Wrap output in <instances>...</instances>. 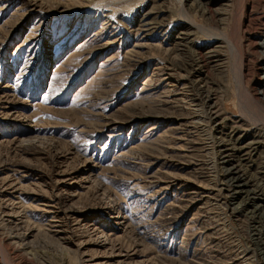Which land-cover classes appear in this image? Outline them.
I'll return each mask as SVG.
<instances>
[{"label": "rangeland", "instance_id": "374dc122", "mask_svg": "<svg viewBox=\"0 0 264 264\" xmlns=\"http://www.w3.org/2000/svg\"><path fill=\"white\" fill-rule=\"evenodd\" d=\"M182 5L0 0V264H264V0Z\"/></svg>", "mask_w": 264, "mask_h": 264}, {"label": "bare ground", "instance_id": "6f19581e", "mask_svg": "<svg viewBox=\"0 0 264 264\" xmlns=\"http://www.w3.org/2000/svg\"><path fill=\"white\" fill-rule=\"evenodd\" d=\"M180 2H181V6H183L182 5V0H180ZM183 8V7H182ZM187 18H189V17H187ZM190 22H193V21H191V20H189ZM187 22V21H186ZM199 27V26H198ZM148 29V28H147ZM215 35V34H214ZM217 36H219L218 38L219 39H222V40H224V42H226L228 45H229V47L232 49V47H233V45H232V43H231V41L232 40H229L227 37H225V36H223V35H217ZM217 36H215L216 38H217ZM233 42V41H232ZM263 44V43H262ZM263 69H264V67H263ZM263 74H264V72H263ZM264 76V75H263ZM247 92V91H246ZM259 92H261V94L263 95V96H261L263 99H264V84L262 85V88H261V91L259 90ZM197 103V102H196ZM200 121V120H199ZM206 122V121H205ZM204 122V123H205ZM263 131V130H262ZM252 144V143H251ZM215 167V166H214ZM233 170V169H232ZM230 174H232L231 172H230ZM214 180V179H213ZM233 180H235V179H233ZM243 181V180H242ZM239 181H237V179H236V184H237V187L238 188H240V184L238 183ZM244 183H245V181H243ZM247 182V181H246ZM236 186V185H235ZM242 189V188H241ZM243 190V189H242ZM252 199V198H251ZM250 199V200H251ZM253 203V202H252ZM253 207V206H252ZM257 208V207H256ZM120 211V210H119ZM121 221V220H120ZM121 223V222H120Z\"/></svg>", "mask_w": 264, "mask_h": 264}]
</instances>
